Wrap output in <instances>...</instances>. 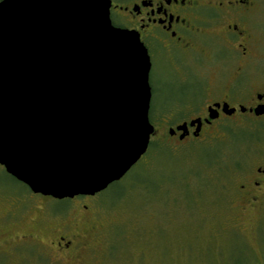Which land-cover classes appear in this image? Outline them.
Segmentation results:
<instances>
[{
    "label": "water",
    "instance_id": "1",
    "mask_svg": "<svg viewBox=\"0 0 264 264\" xmlns=\"http://www.w3.org/2000/svg\"><path fill=\"white\" fill-rule=\"evenodd\" d=\"M109 8L0 1V166L34 194L94 196L149 148L150 58L137 35L112 26ZM175 131L183 140L187 124Z\"/></svg>",
    "mask_w": 264,
    "mask_h": 264
},
{
    "label": "rangeland",
    "instance_id": "2",
    "mask_svg": "<svg viewBox=\"0 0 264 264\" xmlns=\"http://www.w3.org/2000/svg\"><path fill=\"white\" fill-rule=\"evenodd\" d=\"M153 65L151 141L156 149L165 141L169 150L146 153L120 181L87 201L34 194L0 166V217L16 205L15 213L25 218L0 226V264H264V203L251 207L234 198V167L248 164L250 134L264 124L235 120L205 130L199 139L170 137L169 127L190 119L187 109L179 110L181 119L161 117L186 88L174 84L167 64ZM43 208L65 211V222H73L71 229L86 245L64 257L38 246L13 249L14 238L24 233L49 242L46 227L37 223L46 219L52 225Z\"/></svg>",
    "mask_w": 264,
    "mask_h": 264
},
{
    "label": "flooded vegetation",
    "instance_id": "3",
    "mask_svg": "<svg viewBox=\"0 0 264 264\" xmlns=\"http://www.w3.org/2000/svg\"><path fill=\"white\" fill-rule=\"evenodd\" d=\"M108 1L112 26L138 36L150 58V70L156 62L165 63L170 73L175 72L174 84L186 88L180 91L178 101L168 104L170 110L161 118L181 119L184 116L179 110L187 109L185 115L190 119L169 127L167 132L186 123L183 140L199 139L205 130L224 122L264 124V0ZM193 121H199V130L197 124L190 126ZM255 128L248 152L244 151L248 164L239 162L234 167V198L251 207L264 203V125ZM181 134L168 133L178 139ZM93 197L52 199L73 202ZM80 204L74 205L88 213L89 206ZM9 207L0 217V226H16L25 220L23 214L15 213L16 205ZM43 211L53 220L52 225L46 219L37 223L40 228L46 227L49 242L42 244L34 235L24 233L14 238L13 249L24 251L27 246H38L64 257L86 245L81 241L83 236L71 229L73 222H65V211Z\"/></svg>",
    "mask_w": 264,
    "mask_h": 264
},
{
    "label": "trees",
    "instance_id": "4",
    "mask_svg": "<svg viewBox=\"0 0 264 264\" xmlns=\"http://www.w3.org/2000/svg\"><path fill=\"white\" fill-rule=\"evenodd\" d=\"M167 108V107H166ZM170 110V108L167 110H165V112H168ZM152 113H149V121L152 123L153 122V116L151 115ZM167 144H166V142L164 141L163 142V144L162 145H159L158 146V148L156 149V144L154 143V142H152V141H150V144H149V148H148V151H147V153L149 154L150 152H152V151H155V150H158V151H167V150H169V147L168 146H166ZM216 158V157H215ZM215 163H217L216 161H215V159H213L212 160V166H215ZM139 164V163H138Z\"/></svg>",
    "mask_w": 264,
    "mask_h": 264
}]
</instances>
